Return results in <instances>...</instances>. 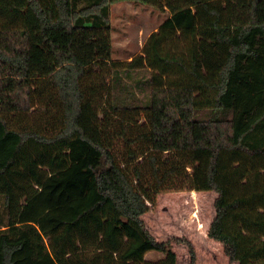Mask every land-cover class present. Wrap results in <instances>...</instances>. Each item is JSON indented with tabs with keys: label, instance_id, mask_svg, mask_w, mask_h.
Wrapping results in <instances>:
<instances>
[{
	"label": "trees",
	"instance_id": "16d2710c",
	"mask_svg": "<svg viewBox=\"0 0 264 264\" xmlns=\"http://www.w3.org/2000/svg\"><path fill=\"white\" fill-rule=\"evenodd\" d=\"M119 1L169 13L128 62ZM175 191L264 264V0H0V264H176L142 219Z\"/></svg>",
	"mask_w": 264,
	"mask_h": 264
},
{
	"label": "rangeland",
	"instance_id": "374dc122",
	"mask_svg": "<svg viewBox=\"0 0 264 264\" xmlns=\"http://www.w3.org/2000/svg\"><path fill=\"white\" fill-rule=\"evenodd\" d=\"M168 15V11L138 1L112 4V59L128 62L139 55L148 37ZM216 197L214 191L163 192L142 216L150 234L176 253V264H236L230 262L222 243L207 236L209 224L216 215ZM164 258L162 251H151L146 255L149 261Z\"/></svg>",
	"mask_w": 264,
	"mask_h": 264
}]
</instances>
